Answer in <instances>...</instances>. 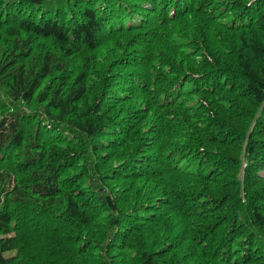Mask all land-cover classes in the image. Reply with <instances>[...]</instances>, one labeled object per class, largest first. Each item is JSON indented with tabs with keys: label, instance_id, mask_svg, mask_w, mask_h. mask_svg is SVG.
<instances>
[{
	"label": "trees",
	"instance_id": "16d2710c",
	"mask_svg": "<svg viewBox=\"0 0 264 264\" xmlns=\"http://www.w3.org/2000/svg\"><path fill=\"white\" fill-rule=\"evenodd\" d=\"M0 264H264V0H0Z\"/></svg>",
	"mask_w": 264,
	"mask_h": 264
}]
</instances>
